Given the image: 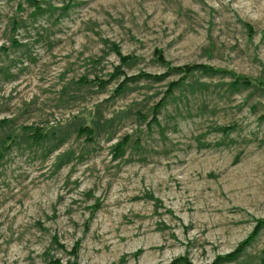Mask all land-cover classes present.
Here are the masks:
<instances>
[{
	"label": "rangeland",
	"instance_id": "374dc122",
	"mask_svg": "<svg viewBox=\"0 0 264 264\" xmlns=\"http://www.w3.org/2000/svg\"><path fill=\"white\" fill-rule=\"evenodd\" d=\"M36 3L0 0V264H264V0Z\"/></svg>",
	"mask_w": 264,
	"mask_h": 264
},
{
	"label": "trees",
	"instance_id": "16d2710c",
	"mask_svg": "<svg viewBox=\"0 0 264 264\" xmlns=\"http://www.w3.org/2000/svg\"><path fill=\"white\" fill-rule=\"evenodd\" d=\"M30 4H32L34 7H35V10L37 11H40L39 9V6L38 4L36 3V0H27ZM115 52L118 54L119 56V59L122 63H125L127 61V57H122L119 55V51L118 49H114ZM156 57L157 59L159 60V62L161 63H164V59L162 58L161 54H158L156 52ZM181 72H184L185 75L186 74H191L193 73V71H201L203 73H215V72H218L216 69H213L212 67H209V66H206L205 65H192V66H185L183 68L180 69ZM173 72V71H172ZM121 74V69L118 67L115 68V74L112 75L111 77L114 78L116 77L117 75H120ZM155 78V77H154ZM162 78V77H161ZM131 80H134V79H131ZM130 79H126L125 82L127 81H131ZM238 81H241V83L244 85V86H249V85H252L253 83L255 85H257L259 88H263V83H261L260 81H258L257 79L255 80H251V79H248V78H237L236 80V83ZM124 83V81H123ZM123 83H121L120 85V88L124 85ZM105 84H101V86H104ZM233 86H235V84H233ZM7 121H0V126L4 125ZM26 132H32L33 133V140L36 141V142H40L42 140H44L46 137V132L44 133L43 129H38V128H32V127H29V128H24L23 129ZM17 139V136L16 135H11V136H7V138L4 140L3 144H2V147H1V150H0V160L3 158V156L5 155L6 151L10 149V147L12 146V144L16 141ZM264 226V220L260 221L258 223V228H261ZM256 229V230H257ZM256 233V232H255ZM254 233V235H255ZM55 244L57 243V240L56 238H54V241H53ZM241 251V250H240ZM239 250H236L234 253L231 254V256H235V255H239ZM230 257V256H229ZM227 257V258H229ZM220 261V259H219ZM181 262V260H178V261H173L171 264H181L179 263ZM186 264V263H185Z\"/></svg>",
	"mask_w": 264,
	"mask_h": 264
}]
</instances>
